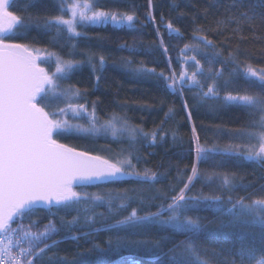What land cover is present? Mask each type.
Listing matches in <instances>:
<instances>
[{"label":"trees","instance_id":"trees-1","mask_svg":"<svg viewBox=\"0 0 264 264\" xmlns=\"http://www.w3.org/2000/svg\"><path fill=\"white\" fill-rule=\"evenodd\" d=\"M85 1L93 5V10L133 15L134 21L130 26L88 25L81 29L80 36L71 37L52 24L57 16L68 18L58 0H14L9 10L25 19L29 27L27 31L11 34V42L26 44L35 55L74 62L73 70L58 84L60 90L78 89L80 95L72 102L83 104L86 112L81 113L80 118L69 119L70 123L87 128L94 112L97 126L116 115L129 129L135 130L134 140L128 132L113 137L110 132L83 134L72 131L58 137L61 143L75 150L113 163L130 160L133 167L125 165L132 173L128 175L130 178L80 187L77 191L88 197L93 194L115 197L126 193L131 199L126 202V208L111 213L106 204L96 206L93 227L100 230L89 238L82 236L84 231L90 230L88 226H77L71 232L62 227L61 218L64 223L71 220L77 215L75 209H40L26 218L25 226L30 220L38 221L34 230H42L49 220L61 228L52 236L59 243L38 258L36 264H95L98 259L106 264H166L167 258L163 255L162 261H157L147 248L130 247L127 241L151 242L163 237L162 253H166L174 245L190 239L188 235L157 226L133 233L127 228L108 229L104 225L115 224L133 209L145 215L156 212L161 205L166 207L187 182L194 164L200 175L193 181L189 196L223 195L228 208L231 207L227 201L229 195L233 203L241 197L245 198V203L264 199L261 190L264 164L247 161L243 155L220 154L229 146L242 154L252 146L258 148L260 141L252 134L264 130L261 128L264 112L240 103L225 102L229 93L264 94L259 80L246 75L248 66L258 73L264 70V0ZM49 21L51 26H48ZM169 24L178 31L170 30ZM201 37L206 39L201 40ZM206 40L212 44L207 45ZM100 57L104 58L102 68ZM196 60L203 73L197 76L203 91L214 84L218 98L200 99V88L191 86L188 81L182 88L177 85L175 91L167 88L171 81H165V76L170 77L174 72L179 79L181 71L190 76L198 71ZM39 66L49 73L53 71L40 59ZM217 71L222 73L218 78ZM66 104L63 97L52 98L49 110L55 111ZM197 140L205 148L215 146L217 153H210L206 160H197ZM145 170L155 173L156 180L143 182L137 178L135 173L143 174ZM225 176L234 181L235 190L229 191L223 185ZM120 203L115 200L113 207L118 208ZM85 207L81 205L82 224ZM190 214L199 216L202 223L212 228L229 218L215 209ZM72 235L81 238L73 240ZM118 238L125 241L119 248L116 246ZM194 239L202 250H215L220 264L234 258L238 262L234 254L241 246L253 249L256 259L264 255V238L259 228L202 233ZM95 245H99V249Z\"/></svg>","mask_w":264,"mask_h":264},{"label":"snow or ice","instance_id":"snow-or-ice-1","mask_svg":"<svg viewBox=\"0 0 264 264\" xmlns=\"http://www.w3.org/2000/svg\"><path fill=\"white\" fill-rule=\"evenodd\" d=\"M10 2L11 0H0V264H36L38 258L59 243L52 239V236L58 234L61 228L49 220L42 230H34L38 221L30 220L25 226L26 218L32 217L40 209L48 211H51L53 207L66 211L75 209L77 215L71 220L64 223L61 218L62 227L71 232L77 226H88L90 230L84 231L82 236L89 238L100 230L93 227L96 222L97 214L94 212L96 206L106 204L111 213L126 208V202L131 199L126 193L117 194L115 197L111 194L108 197L97 194L88 197L87 194L77 191L85 185L100 184L117 180L125 175H132L125 168V165L129 168L133 167L130 160L113 163L99 156L76 151L61 143L58 137L70 134L72 131L92 134L110 132L113 137L128 132L134 140L137 133L129 129L126 122L116 115L97 126L93 112L89 118L90 126L87 128L62 118L69 112L73 117H80L81 113L86 112L83 104L72 102L80 95L79 90H60L58 84L59 80L73 70L75 64L73 61H63L57 57L55 71L49 73L38 65L39 55H34L33 50L26 44L11 42L9 34H15L21 30L27 31L29 24L9 10ZM70 11L71 19L57 16L54 21L57 25H66L67 31L74 35L80 34L76 31L77 16L79 23L85 25L112 23L116 26L124 24L130 26L134 21L133 15L93 10V5L87 2L83 5L73 3ZM242 15L247 14L242 13ZM28 20H31V17ZM48 26H51V21L48 22ZM168 27L170 30L178 31L173 29L171 24ZM206 44L210 46L212 41L206 40ZM192 59L195 60L196 57L193 56ZM196 64L198 71L190 76L186 71H181L179 79L174 72L170 77L165 76V81H171L167 83V88L175 91L177 85L182 88L188 81L191 86L200 88L202 93L200 99L218 98L219 94L214 84L209 85L207 91H203V85L197 79L198 75L203 74L202 69L199 67L198 60ZM100 65L101 68L104 65L103 57H100ZM221 74V71H217L215 75L218 78ZM163 75L161 73V76ZM246 75L257 78L260 82L259 86L264 89V70L258 73L248 66ZM60 97L67 101L66 106L55 111L49 110L52 98ZM225 102L240 103L264 112V94L232 95L229 93L225 96ZM261 128L264 129V116L261 117ZM193 134L195 138V131ZM252 135H256L260 141L258 148L252 146L246 154H242L229 146L221 150L220 154L243 155L247 161L264 164V130ZM154 139L155 134H153ZM196 153L197 160H206L210 153H217V148L215 146L205 148L197 140ZM135 175L143 182L155 181L157 178L156 174L151 173L150 170H145L143 174L135 173ZM199 175L198 168L194 164L187 182L180 189L179 194L171 198V203H168L166 207L161 205L156 212H148L145 215H140L136 209H133L130 214L117 220L115 224H105L104 227L127 228L134 233L157 226L163 230L188 235L190 239L174 245L166 253H162L165 240L163 237L151 242L127 241L130 247L147 248L157 261H162L163 255L167 258L166 264H220L216 259L218 254L215 250H202L194 239L202 233L243 232L259 228L264 238V199H253L250 203H245V198L241 197L233 203L229 195L227 201L231 203V207L228 208L224 203L223 195L189 196L188 191L191 190L193 181L198 179ZM223 185L229 191L235 190V183L228 176L224 177ZM261 190L264 191V186ZM115 200L121 202L118 208L113 207ZM81 205L87 206L83 209V224L80 215ZM208 209H215L220 215H227L229 218L212 228L210 224L202 223L199 216L190 214ZM90 210H93L91 215L88 214ZM70 238L79 240L81 237L72 235ZM108 243L112 244V241ZM124 243V240L118 238L117 248ZM95 247L99 249V245ZM234 255L239 258L238 262L234 258L225 261L224 264H253V262L264 264V255L256 259L254 250L249 247L241 246ZM95 264H106V262L98 259Z\"/></svg>","mask_w":264,"mask_h":264},{"label":"rangeland","instance_id":"rangeland-1","mask_svg":"<svg viewBox=\"0 0 264 264\" xmlns=\"http://www.w3.org/2000/svg\"><path fill=\"white\" fill-rule=\"evenodd\" d=\"M59 3L63 6L64 10L67 12L68 14V18L67 19H71L72 18V14H71V11H70V8H71V5L73 3H79L80 5H83L84 3H86L85 0H58ZM76 31L78 33H80L79 35H74L72 33H69L67 31V26L66 25H57L55 23V21L52 22V24H54L56 27L62 29L64 32H66L69 36L71 37H78L81 35V29H83L85 26H88V25H85V24H80L79 23V17L77 16L76 18ZM39 55L40 57V60L45 64L47 65L48 67H51L53 69L52 72L55 71V67H56V58L53 57V56H50V55H42V54H37ZM62 118H65V119H75V118H80V117H73L72 113L69 112L67 116L65 117H62ZM72 121V120H71ZM69 120V122H71ZM76 132V131H75ZM77 133H83V134H86L87 132H77ZM98 134V133H97Z\"/></svg>","mask_w":264,"mask_h":264},{"label":"water","instance_id":"water-1","mask_svg":"<svg viewBox=\"0 0 264 264\" xmlns=\"http://www.w3.org/2000/svg\"><path fill=\"white\" fill-rule=\"evenodd\" d=\"M14 0H11V2H10V5H11V3L13 2ZM10 5H9V7H10ZM34 54V53H33ZM35 55V54H34ZM37 63H38V65H39V62L37 61ZM41 67V66H40ZM76 151H78V150H76ZM88 154V153H87ZM89 155H92V154H89ZM92 156H96V155H92ZM102 158V157H101ZM104 159V158H103ZM128 178H130V176H128V175H125V176H123V177H121V178H119V179H117V180H114V181H107V182H103V183H100V184H90V185H85V186H82V187H93V186H99V185H105V184H108V183H112V182H115V181H119V180H125V179H128ZM53 208H57V207H53ZM45 210V209H44Z\"/></svg>","mask_w":264,"mask_h":264},{"label":"flooded vegetation","instance_id":"flooded-vegetation-1","mask_svg":"<svg viewBox=\"0 0 264 264\" xmlns=\"http://www.w3.org/2000/svg\"><path fill=\"white\" fill-rule=\"evenodd\" d=\"M88 25H90V24H88ZM99 25H102V26H104L105 24H98V25H94V26H99ZM9 35H11V34H9Z\"/></svg>","mask_w":264,"mask_h":264}]
</instances>
